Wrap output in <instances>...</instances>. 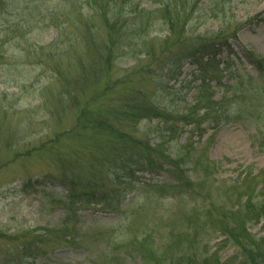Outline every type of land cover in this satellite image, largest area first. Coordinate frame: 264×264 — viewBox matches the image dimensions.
<instances>
[{
	"label": "rangeland",
	"instance_id": "1",
	"mask_svg": "<svg viewBox=\"0 0 264 264\" xmlns=\"http://www.w3.org/2000/svg\"><path fill=\"white\" fill-rule=\"evenodd\" d=\"M207 1L200 6L206 8ZM81 4L78 1L76 7ZM225 6V12L216 15L204 12L206 17L193 22V31H228L252 20L239 29L231 48L216 57L222 71L215 96L235 94V110L227 119L205 120L199 128L181 120L164 125L159 118L143 119L140 132L152 144H162V151L171 158L186 153L180 171L168 161L161 167L130 166L131 177H122L128 171L119 173L125 184L117 185L124 190L115 210L91 200L65 210L61 204L67 200V186L38 173L55 171V161L60 159L57 146L61 160L79 166L84 177L95 165L101 170L98 154L79 149L90 130L77 126V110L66 109L51 119L43 106L44 92L53 81L52 63L44 52L58 27L68 23L62 15L66 0H0V264H8L20 253L17 245L29 240H34L29 242L33 246L43 240V249L32 251L23 264L232 263L237 248L218 222H231L229 213L241 202L235 187L240 174L250 169L256 175L264 169L260 144L264 65L260 70L249 55L264 58V0H229ZM68 8L76 18V10ZM151 37L158 39L157 44L164 39V26L155 23ZM139 63L130 53L121 55L116 77L130 75L137 85L142 70H132ZM197 73V65L185 61L174 78L162 76L168 88L158 104L164 102L177 118L194 102L200 84ZM114 74L112 69L103 80ZM92 89L90 85L83 96L88 97ZM103 102L105 98L93 108ZM107 136L100 133L98 139ZM63 224L70 234L62 246L56 236L65 238ZM249 226L255 235H264V218ZM12 236L17 239L11 240ZM52 239L56 240L52 243Z\"/></svg>",
	"mask_w": 264,
	"mask_h": 264
},
{
	"label": "trees",
	"instance_id": "2",
	"mask_svg": "<svg viewBox=\"0 0 264 264\" xmlns=\"http://www.w3.org/2000/svg\"><path fill=\"white\" fill-rule=\"evenodd\" d=\"M78 1H82V4L76 7ZM201 1L66 0L67 7L62 15L68 23L60 24L56 38L44 52L49 63H52L49 69L53 81L44 92L43 106L51 119L60 116V112L66 109L77 110V126L82 130H90L82 138L84 142L79 149L83 147L89 153L91 151V155L98 154L101 170L96 169L95 165V170L84 177L79 166L74 167L61 160L63 158L57 146L55 151L59 153L60 159L55 161V171L38 173L51 176L67 186V200L61 204L64 203L65 210H71L76 203H85L87 200L115 210L121 203L124 190L117 185L125 184L119 173L128 171L122 177H131L130 166L161 167L164 161H168L180 171L178 166L184 163L186 153L178 159L171 158L162 151V144H152L140 132L139 126L143 119L159 118L164 125L181 120L199 128L203 121L212 119L217 123L227 119L235 110V94L230 96L223 92L219 97L215 96V86L221 85L222 71L216 57L224 48H231V41L238 39L239 29L252 20L235 24V28L228 31L195 34L193 22L206 17L204 12L213 15L225 12V4L229 0H208L206 8L200 6ZM208 2L212 11L209 10ZM144 3L150 4V7L146 8ZM69 6L76 10L74 19ZM155 23L164 26L166 36L158 44V39L151 37ZM128 53L132 59L140 62L136 65L137 69L132 70L133 73L142 70V78H138L137 85L130 75L116 77V61ZM249 55L261 70L264 58H259L253 52ZM185 61L197 65L200 84L193 104L176 118L175 112L164 102L158 104V100L162 99L168 88L162 76L164 79L174 78ZM112 69H115V76H109L104 81L103 76L109 75ZM213 81L216 84H212ZM90 85L93 87L92 92L84 97ZM102 98H105V102L93 108ZM259 114L257 118L262 120ZM100 133H107L108 136L99 140ZM260 144L264 147V136L261 135ZM245 175L240 174L235 184L241 202L229 213L233 215L231 222L220 219L218 223L220 230L237 248L230 260L231 264H264V235H255L249 226L251 223H260L264 218V169L256 175L249 169ZM255 181L259 189L253 186ZM227 214L224 216L227 217ZM63 227L65 238L56 236L62 246L68 242L66 236L70 234L67 224H63ZM10 239L16 240L17 237L12 236ZM29 242L34 240L17 245L23 254L16 252L8 264H23L24 257L34 253L32 251L43 249V240L35 241L34 246ZM214 262L219 264V260Z\"/></svg>",
	"mask_w": 264,
	"mask_h": 264
}]
</instances>
